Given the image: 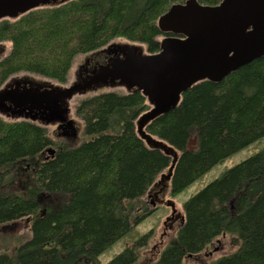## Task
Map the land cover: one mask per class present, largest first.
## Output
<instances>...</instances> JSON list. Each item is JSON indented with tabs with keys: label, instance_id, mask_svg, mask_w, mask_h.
Returning <instances> with one entry per match:
<instances>
[{
	"label": "trees",
	"instance_id": "1",
	"mask_svg": "<svg viewBox=\"0 0 264 264\" xmlns=\"http://www.w3.org/2000/svg\"><path fill=\"white\" fill-rule=\"evenodd\" d=\"M184 1L66 0L2 19L0 42H8L10 50L0 59V86L22 72L64 83L77 55H88L89 67L105 63L108 55L100 50L118 38L156 52L159 39L168 35L158 29V17ZM197 1L216 5L220 0ZM148 108L137 90L81 99L75 113L87 139L58 146L47 160L43 153L53 141L45 127L0 117V225L24 217L31 232L12 252H0V264H95L130 231L138 209L133 201L163 170L168 173L173 160L136 133L135 121ZM145 131L178 151L171 193L181 192L264 136V55L219 82L194 84ZM159 182L164 190L165 177ZM184 208L177 244L163 250L154 264H183L187 252H204L216 237L227 236L234 248L209 264H264V150L225 171ZM133 253L125 249L107 264H124Z\"/></svg>",
	"mask_w": 264,
	"mask_h": 264
},
{
	"label": "water",
	"instance_id": "2",
	"mask_svg": "<svg viewBox=\"0 0 264 264\" xmlns=\"http://www.w3.org/2000/svg\"><path fill=\"white\" fill-rule=\"evenodd\" d=\"M64 1L0 0V19L15 18L35 7ZM157 27L170 34L160 39L157 52L146 53L135 43L112 44L111 50L117 55L86 79L74 80L69 86L28 75L12 77L0 88V113L9 111L7 116L13 120L22 112L25 119H35L41 113L45 124L60 122V126H68V100L75 93L84 94L103 86L137 89L150 105L136 120L137 134L147 146L171 153L175 162L174 149L147 134L145 126L175 108L181 95L194 84L203 80L219 82L264 55V0H220L214 6L185 0L172 4L160 15ZM106 51L109 53L110 49ZM21 84L24 87L20 90ZM34 108L38 111L32 114ZM47 152L53 155L54 149L48 148Z\"/></svg>",
	"mask_w": 264,
	"mask_h": 264
},
{
	"label": "rangeland",
	"instance_id": "3",
	"mask_svg": "<svg viewBox=\"0 0 264 264\" xmlns=\"http://www.w3.org/2000/svg\"><path fill=\"white\" fill-rule=\"evenodd\" d=\"M126 42L130 44L132 43L122 38H118L117 40H114L113 42L109 43L102 50V52L106 51V49L111 47L112 44H123ZM5 45L6 47L4 48V52L2 53V55L7 54L10 49L9 44L7 42H5ZM141 46L143 45L141 44ZM2 51H3V47H2ZM144 52H146L145 47H144ZM87 56L88 55L85 54H80L76 56L71 66V69L68 72L66 85L72 83L77 78V76H82L83 79H86L88 75H86L84 71V64L88 59ZM17 76H23V73H18ZM17 76H13V77H17ZM43 88L45 89V87ZM109 89H111V87L99 89L97 91L96 89L89 90L87 92L95 91L93 93H98L103 91H109ZM112 90L125 92V89L123 87H116L113 88ZM84 94L75 93L74 96H72L68 100V105H67L68 114L71 118L75 120V125L78 127L75 137H71L69 135H63L62 130L60 129L58 130L55 125H52L53 122L46 124L45 128L47 134L53 141L52 145L50 146H52L54 149H56L60 145L74 146L80 144L82 141L87 139V136L83 133L82 120L75 113V107L77 102H79V100L82 99L83 97L90 95L91 93H87L85 95ZM9 113H10L9 111H6L4 113H0V115L4 117L6 114ZM19 115H21L19 116V118H25L24 117L25 112H22ZM28 116L29 115H27V117ZM5 119H7V117ZM27 119L36 124L39 123L45 124L43 120L41 121L40 119L37 118L31 119L30 116ZM262 150H264V136L256 139L255 141L231 153L224 160L214 165L212 168L207 170L201 177H199L196 181H194L188 187L183 189L179 194L176 195V197L173 198V196L169 194L170 193L169 187L167 188V190L161 193L162 196L160 195V197L164 196V198L170 199V201L174 203L175 208L183 213L182 207L178 203L181 201L182 198L187 199L191 195L196 194L199 190L207 186L213 180L219 178L225 171L233 167L235 164L257 154ZM163 172H166V169L163 170ZM159 180L160 177L158 176L157 179H155V182L152 185V187L148 190V192H146L145 195H143L136 201L138 208H140V210H136V212H139V215L145 212L146 210L150 211L154 207L150 203L149 198L150 196L153 197L151 193L157 190L158 188L157 184ZM169 211L170 208L168 209L166 205L156 206V209L153 211V213L150 212V214H148L149 216H147L145 219L140 221L138 224L133 225V227L129 232H127L123 237H121L115 243L107 247L98 256V258L95 261V264L109 263V261H111L115 256L121 254L125 248H129L134 252L133 256L131 255V257L137 256L136 261L130 264H153L157 260L160 252L176 235V228L179 227V224L181 222L180 214L176 213L178 214L177 216L178 218L174 222L173 226L169 227V229L167 230H164L163 221L167 216L170 215ZM163 230L164 232H162ZM144 234L147 235L144 236ZM30 235H31L30 226L24 217L18 219L14 223H11L10 225H0V252H12L13 249H15L19 244H22L24 241H26L30 237ZM214 241L215 243L213 244V248L207 250L206 253L203 252L201 254L199 253L196 256L197 257L196 259L193 258L191 260H193L195 264H209L212 260H215L218 257L227 254L228 252H231V250L235 246L231 238L228 236L225 238H219V239L217 238V240ZM85 264H91V263L88 262ZM92 264H94V262ZM184 264H192V263L190 261H184Z\"/></svg>",
	"mask_w": 264,
	"mask_h": 264
},
{
	"label": "flooded vegetation",
	"instance_id": "4",
	"mask_svg": "<svg viewBox=\"0 0 264 264\" xmlns=\"http://www.w3.org/2000/svg\"><path fill=\"white\" fill-rule=\"evenodd\" d=\"M73 126V125H72ZM72 126H69V127H61V128H59L60 130H62L63 132H62V134L63 135H74V130H73V128H72ZM58 128V127H57ZM152 195H153V197L152 196H150V198H149V201H150V203L154 206L150 211H148V210H146L144 213H145V215H148V214H150V212L151 213H153V211L156 209V206H159V205H166V207H168V209L170 208V215L169 216H167L166 218H165V220L163 221V225H164V230H167V229H169V227H172L173 226V224H174V222L177 220V216H178V214H176V213H179L180 214V220H181V222H180V224H179V227L178 228H176V235L172 238V240L164 247V249L163 250H165L167 247H169L170 246V244H177V234H178V231H179V229L183 226V224H185V222H186V211H185V208H184V204H185V202L188 200V199H190L191 197H189V198H187V199H185V198H182L181 199V201H180V205H181V207H182V210H183V213L182 212H180V211H178L176 208H175V206H174V203H172L168 198H164V197H157L156 198V196H157V193H152ZM158 200V201H157ZM176 210H177V212H176ZM142 219L141 218H138V217H134V224H136V223H138V222H140ZM178 224V223H177ZM164 230L162 231V232H164ZM161 232V233H162ZM147 234H145V236H146ZM214 240H217V238H215ZM214 240H212L208 245H207V247L204 249V252L203 253H206L207 252V250H210L211 248H213V244L215 243V241ZM163 250L160 252V254L163 252ZM202 252H196V253H192V252H187L186 253V255L185 256H183L181 259H182V263L184 264V261H190L192 264H195V262L193 261V260H191V259H196L197 257V255L200 253H202ZM160 254H159V256H158V258H157V260L155 261V262H157L158 261V259L160 258ZM136 258H137V256H135V257H131L129 260H127L124 264H130V263H132V262H134V261H136ZM216 260V259H215ZM154 262V263H155Z\"/></svg>",
	"mask_w": 264,
	"mask_h": 264
}]
</instances>
